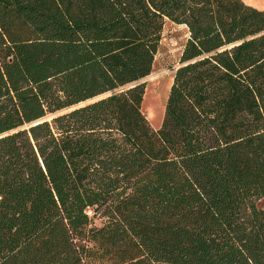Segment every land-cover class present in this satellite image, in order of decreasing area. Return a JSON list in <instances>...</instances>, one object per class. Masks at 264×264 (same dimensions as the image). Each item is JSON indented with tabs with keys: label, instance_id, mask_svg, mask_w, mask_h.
I'll list each match as a JSON object with an SVG mask.
<instances>
[{
	"label": "trees",
	"instance_id": "1",
	"mask_svg": "<svg viewBox=\"0 0 264 264\" xmlns=\"http://www.w3.org/2000/svg\"><path fill=\"white\" fill-rule=\"evenodd\" d=\"M166 19L189 38L155 130ZM0 264H264V8L0 0Z\"/></svg>",
	"mask_w": 264,
	"mask_h": 264
},
{
	"label": "rangeland",
	"instance_id": "2",
	"mask_svg": "<svg viewBox=\"0 0 264 264\" xmlns=\"http://www.w3.org/2000/svg\"><path fill=\"white\" fill-rule=\"evenodd\" d=\"M243 1L253 5L247 0ZM162 35L154 70L141 81L145 82L146 85L142 110L155 130H158L163 122L167 99L174 81L176 68L179 66L183 47L189 38V31L186 25L166 19ZM92 213L89 214L92 215ZM104 220L98 216L94 223L100 226Z\"/></svg>",
	"mask_w": 264,
	"mask_h": 264
},
{
	"label": "bare ground",
	"instance_id": "3",
	"mask_svg": "<svg viewBox=\"0 0 264 264\" xmlns=\"http://www.w3.org/2000/svg\"><path fill=\"white\" fill-rule=\"evenodd\" d=\"M247 1L253 4V6H256L258 8H261V7L264 8V0H247Z\"/></svg>",
	"mask_w": 264,
	"mask_h": 264
},
{
	"label": "built area",
	"instance_id": "4",
	"mask_svg": "<svg viewBox=\"0 0 264 264\" xmlns=\"http://www.w3.org/2000/svg\"><path fill=\"white\" fill-rule=\"evenodd\" d=\"M91 212H92V209H91V208H89V209H88V213H91Z\"/></svg>",
	"mask_w": 264,
	"mask_h": 264
}]
</instances>
